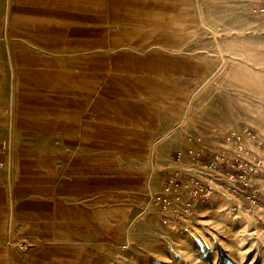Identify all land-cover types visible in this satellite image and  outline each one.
Instances as JSON below:
<instances>
[{"label": "crops", "instance_id": "obj_1", "mask_svg": "<svg viewBox=\"0 0 264 264\" xmlns=\"http://www.w3.org/2000/svg\"><path fill=\"white\" fill-rule=\"evenodd\" d=\"M193 21L191 0H0V264H104L208 72Z\"/></svg>", "mask_w": 264, "mask_h": 264}, {"label": "rangeland", "instance_id": "obj_2", "mask_svg": "<svg viewBox=\"0 0 264 264\" xmlns=\"http://www.w3.org/2000/svg\"><path fill=\"white\" fill-rule=\"evenodd\" d=\"M191 2L189 45L209 69L193 85L185 108L164 121L155 174L146 180L150 188L124 222L121 237L109 243L104 264H264V167L242 192L218 188L200 197L184 222L162 223L148 203L189 134L208 140L212 129L226 133L248 126L264 146V14L253 11L255 0Z\"/></svg>", "mask_w": 264, "mask_h": 264}, {"label": "built area", "instance_id": "obj_3", "mask_svg": "<svg viewBox=\"0 0 264 264\" xmlns=\"http://www.w3.org/2000/svg\"><path fill=\"white\" fill-rule=\"evenodd\" d=\"M255 1L253 11L264 14V0ZM248 142L254 147H247ZM174 162L162 189L148 202L164 224L189 220L197 200L218 188L237 193L250 186L253 174L264 167V146L248 126L226 133L212 129L208 140L201 133L187 135ZM17 246L28 249L24 242Z\"/></svg>", "mask_w": 264, "mask_h": 264}]
</instances>
